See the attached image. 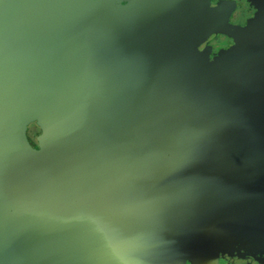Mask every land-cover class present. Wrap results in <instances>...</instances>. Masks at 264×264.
<instances>
[{"label": "flooded vegetation", "instance_id": "flooded-vegetation-1", "mask_svg": "<svg viewBox=\"0 0 264 264\" xmlns=\"http://www.w3.org/2000/svg\"><path fill=\"white\" fill-rule=\"evenodd\" d=\"M99 1L77 0L72 76L46 83L13 137L12 180L45 177L47 158L73 178L63 197L80 209L52 237L57 263L264 264V0H187L215 33L184 49L192 24L165 0ZM119 6L132 25L105 23ZM53 21L63 29L65 11Z\"/></svg>", "mask_w": 264, "mask_h": 264}, {"label": "water", "instance_id": "water-1", "mask_svg": "<svg viewBox=\"0 0 264 264\" xmlns=\"http://www.w3.org/2000/svg\"><path fill=\"white\" fill-rule=\"evenodd\" d=\"M77 4V0H0V264L60 262L52 237L63 235L62 226L74 227L78 219L74 211L80 207L69 211L62 192V187L72 189L73 178L64 184L66 176L56 160L47 158L50 172L45 177L16 182L9 175L17 163L14 134L41 102L46 83L64 84L72 76L76 61L72 37L76 27L84 28L78 26ZM59 10L65 11L63 29L53 21ZM25 85L33 86L26 95ZM41 121L48 133L46 148L53 154L57 132L44 118Z\"/></svg>", "mask_w": 264, "mask_h": 264}, {"label": "rangeland", "instance_id": "rangeland-1", "mask_svg": "<svg viewBox=\"0 0 264 264\" xmlns=\"http://www.w3.org/2000/svg\"><path fill=\"white\" fill-rule=\"evenodd\" d=\"M107 1V0H106ZM111 4L115 5V1H118V3H120L122 0H110ZM187 0H165L166 2V7H167V14L168 17H173V21L175 23L176 26L180 27V28H186L188 27L190 24L191 27L185 29L187 30L186 33H183V37L179 38V46L181 48H185L188 47V45H193V46H198V44L202 43V41L204 42L205 40H207L213 33H215V29H213L210 25L209 26H204L201 25V16L197 17V22L195 20H191V16L187 13H185L184 9V2H186ZM194 5L196 4H201L200 0H192ZM146 3H149L150 6H153L154 4V0H145ZM82 3L84 5H88L90 7V0H82ZM141 3V2H140ZM204 3V2H203ZM99 5H103V6H107L109 7V4H107L105 2V0H100L99 3H97ZM119 5V4H118ZM134 7V5L132 6ZM154 7V6H153ZM110 8V7H109ZM129 9L126 7H116L113 10H111L110 12L112 14L111 17L109 18H104L105 23L107 22L110 26H115L117 24L120 25H132L134 23V15L136 16V14L132 11H128ZM103 13V12H102ZM103 14L96 15V22L99 23V20H102ZM138 17V15H137ZM151 17V16H150ZM226 18H223V21H226ZM139 23V22H137ZM153 23V18H147L145 19V21H142V25H148L149 27L152 26ZM139 25V24H138ZM146 25V26H147ZM129 31L133 34H138L139 31L134 30L133 26H129L128 27ZM183 32V31H181ZM115 34H117L115 32ZM111 45L113 46V44L111 43ZM123 46L118 47L119 51H121L122 53H124L126 55V49H128V54H132L133 51L132 49H135L133 46L135 45V43H129V44H123ZM133 47V48H132ZM132 51V52H131ZM197 64L200 65L201 61L200 59H198ZM197 65V66H198ZM204 68L208 69L209 65L204 64L203 66ZM228 71H231L230 68H228ZM264 186V183H263Z\"/></svg>", "mask_w": 264, "mask_h": 264}]
</instances>
